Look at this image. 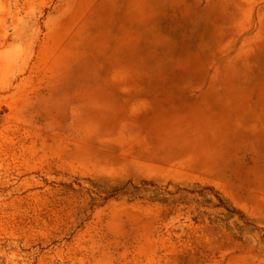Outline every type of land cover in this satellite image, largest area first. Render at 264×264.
Here are the masks:
<instances>
[{
  "label": "rangeland",
  "instance_id": "rangeland-1",
  "mask_svg": "<svg viewBox=\"0 0 264 264\" xmlns=\"http://www.w3.org/2000/svg\"><path fill=\"white\" fill-rule=\"evenodd\" d=\"M0 264H264V0H0Z\"/></svg>",
  "mask_w": 264,
  "mask_h": 264
}]
</instances>
